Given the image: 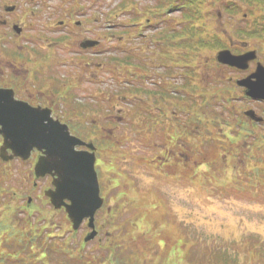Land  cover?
<instances>
[{
	"label": "flooded vegetation",
	"instance_id": "1",
	"mask_svg": "<svg viewBox=\"0 0 264 264\" xmlns=\"http://www.w3.org/2000/svg\"><path fill=\"white\" fill-rule=\"evenodd\" d=\"M49 3V0H0V199L25 197L26 201L14 211L29 216L64 214L63 208L52 209L45 196L53 188L52 178L36 179L32 173L41 153L34 150L27 161L10 158L4 162L9 160L12 150L22 148V139L18 138L23 134L21 127L37 123L38 119L66 126L70 135L85 143L86 146L74 151L88 153L89 159L94 157L101 198L107 193V185H103L102 151L109 141L115 148V133L127 120L135 150L148 154L139 157V162L156 173L164 170L171 180L180 178L194 183L200 179L202 144L208 140L215 142L210 129L204 139L203 109L209 104L238 102L233 122L235 136H231L234 140L228 145L236 153L230 158L242 162L243 156L254 153L235 150L242 137L264 131V100L246 96V90L237 85L242 80L256 82L253 74L257 66L264 67L263 53L251 42L237 40L234 35H217L223 48L202 49L199 39L187 42L184 33L159 27L147 33L109 35V40L116 41V47L106 50L102 48L101 26L98 31L94 29L100 18L87 15L86 5L79 0L61 1L64 16L54 18L52 15L58 12L56 9L48 12ZM132 40L138 41L137 46ZM211 42L217 44L215 40ZM224 49L235 56L255 51V59L246 69L219 65L215 55ZM204 53L208 54L205 59ZM106 54L112 56L107 58ZM109 73L114 75L115 88L107 93ZM122 104L129 105V109ZM249 111L255 116L245 115ZM206 116L208 125L214 122L209 117L211 112ZM3 135L7 137L5 147ZM257 136L258 140L264 138L263 134ZM13 163L18 167L28 165L30 173L12 176ZM11 183L18 184V188L10 187ZM101 213L102 208L95 215L98 235ZM64 224L70 235L83 230L80 239L89 233L86 220L76 232L69 230V222ZM98 243L102 244L101 238Z\"/></svg>",
	"mask_w": 264,
	"mask_h": 264
},
{
	"label": "rangeland",
	"instance_id": "2",
	"mask_svg": "<svg viewBox=\"0 0 264 264\" xmlns=\"http://www.w3.org/2000/svg\"><path fill=\"white\" fill-rule=\"evenodd\" d=\"M49 1L48 12L56 9L58 13H54L52 17L62 18L64 12H61L63 9L61 0ZM79 1L84 6L86 5L87 15L92 19L100 18V24L95 25L94 29L98 31L99 25L102 28V48L107 50L116 47V41L108 39L107 32L111 29H113L111 33L115 35L120 31L126 33L124 30L137 31L136 24L129 23L131 14L117 9L120 2L124 0ZM140 1L146 5L152 2V0ZM214 12L212 11V16H214L211 17L212 19L207 17L208 20L210 19L209 23L212 28L211 35L213 31L219 34L226 31L229 35V32L233 33L232 31L237 27L240 29L246 25V22H234L241 19V16L234 19L232 14L225 13L221 16L215 12L220 15V19H217ZM113 13L117 14L114 20L109 17L107 20L104 16L108 14L111 17ZM139 27L142 32L147 33L162 27V24L161 26L159 24L148 26L142 18ZM240 40L251 42L255 49L263 53L264 58V44H260L256 39H248L246 36ZM131 42L134 46L138 44L136 40ZM203 55L204 59L208 57V54ZM111 56L106 54L107 58ZM106 82L108 86L105 91L107 93L113 91L115 88L114 75L111 73L109 76L106 75ZM208 84L211 86L210 83ZM233 105L235 108L231 109ZM102 106L106 107L103 101ZM237 106L239 104L236 101L229 103L220 101V103L204 106L205 119L203 120L205 122L203 123L207 126L204 128L205 139L208 138V129H210L214 134L215 142L204 141L201 154L202 157L206 154L207 158L208 156H220V158L210 167L203 166V169L199 171L200 179L195 180L194 183L189 180L183 181L180 178L171 180L172 177L166 178L165 173L162 172L164 170L161 169L160 173H156L148 169L141 161L139 162V157L148 154L135 150L137 146L130 134V125H127L130 120L121 125V129L115 133L117 137L115 148L109 144V141L102 151L104 154L102 155V172L105 175L103 185H107L106 204L109 205L98 216V224L101 226L98 237L102 239V243L112 240L114 243L124 242V246L132 244L145 256L146 260L143 264H146V261L149 264H206L205 260L211 252H214L215 257L219 254L228 256L233 264H264V142L253 143L256 136L249 135L242 139L246 142H237L239 144H236V148L231 146L241 152L248 151L247 154L254 152L244 162L224 157L223 152L225 151L223 149H226L234 156L236 153L228 146L230 141L227 137L235 136L236 127L233 122L236 118L234 113L237 112ZM122 107L129 109L127 104H122ZM208 112L212 113L209 117L214 121L209 125V119L206 116ZM228 124L230 128L226 127ZM258 133L264 135V131L259 130L256 135ZM224 142L227 143L221 146ZM138 147L141 148L140 145ZM194 153L195 151L192 152ZM135 154L136 157H134ZM254 155L259 157L255 158V161L259 160L260 165L256 172L249 173L248 168L252 169V164L247 167L246 163L249 162L250 157H255ZM226 161H228L227 165H225ZM204 163L205 160H203V165ZM10 168L12 176L19 177L20 174L30 173L28 165L18 167L13 163ZM23 170L25 173L21 172ZM232 176H239L237 177L239 179L231 180ZM123 179L131 185L130 189L122 187L120 190L111 186L114 182L125 183ZM2 186L5 187L6 184ZM9 186L18 188V184L15 183ZM122 190L127 198H116ZM24 198L0 199V218L6 216V210L20 208L26 201ZM21 213L16 211L9 218H5L10 230L17 231L15 234L21 232L22 237L27 239L30 238L29 235L22 230L27 231L35 227L41 232L40 239H37L36 246L29 251L18 253L15 259L9 256L1 264H62L60 260H65L70 256L73 257L68 260L69 264H82L77 260L79 257L85 256L86 261H91L94 258L105 256L106 250L103 246L102 248L98 246V237L82 244V241H78L82 240L80 238L83 230L70 236L62 214L27 216L26 213ZM49 235L51 237H47ZM164 241L168 246L162 244ZM169 241H171L170 245ZM13 242L14 240L8 246L1 244L0 253L8 250V254L12 257L14 250L17 251V248L21 247L17 242L15 245ZM78 244L83 245L82 248ZM68 247L72 251H82L78 254L74 253V256L68 252ZM170 248L171 257L168 258ZM41 251L46 253H41L42 258ZM191 255L194 256L189 259Z\"/></svg>",
	"mask_w": 264,
	"mask_h": 264
},
{
	"label": "trees",
	"instance_id": "3",
	"mask_svg": "<svg viewBox=\"0 0 264 264\" xmlns=\"http://www.w3.org/2000/svg\"><path fill=\"white\" fill-rule=\"evenodd\" d=\"M142 3L143 2L140 0H124L120 2L117 9L131 14L129 23H132V25L136 24V26H139L140 19L142 18L149 19L150 23L153 25L162 23L163 28L161 30L184 33L187 35V42L199 39L202 49H218L224 47L221 40L217 37V35H221L219 32L213 31L215 34H210L212 28L209 23L210 19L208 20L207 17L213 18L212 11L214 12V10H216L215 12L221 14V16L225 13L227 15L232 14L234 19L237 16H241V19L234 21L235 23L246 22L245 26L243 25L240 29L237 27L236 30L232 31L233 33L229 32V35H236V39L239 40L243 38V36H246L248 39H256L260 44H264V0H152V2H149L147 5ZM215 12L214 15L217 18L218 14ZM104 16L107 20L108 17L114 20L117 14L113 13L111 17L108 14H104ZM126 32L130 31L126 30ZM212 40H215L217 44H212ZM188 46L189 44H187V47ZM218 158L219 156L217 159ZM3 231H5L6 234L1 238L2 243H0V246L1 244L8 246V244H11L14 240V245L17 242L18 246L21 247L17 248V251L14 250L15 253L12 254V257L8 254V250L2 251V253H0V264L4 263V260L9 256L15 259L18 253L32 249L31 242L35 244L38 242L37 235H34L32 230H30L28 234L30 238L27 239L22 237L21 232H19V234H15L17 231L11 232L9 226L1 225V235ZM123 243L124 242L120 241L114 243L112 240H107L105 243H102L103 248L106 250L104 257L86 261L84 256L79 257L77 260L82 262V264H143L146 260L145 256H143L132 244L124 246ZM175 243L178 242L175 241ZM162 244L168 246L166 241ZM170 244L171 241H169V245ZM40 253L46 254L43 253V251ZM42 254L40 255L41 258L43 256ZM167 255L168 258L171 257V248ZM193 256L194 255H191L189 259L193 258ZM72 257L73 256H70L65 260H60V263L69 264L68 260ZM205 263L233 264L228 256L219 254L215 257L214 252H211L209 257L205 260ZM146 264L149 263L146 261Z\"/></svg>",
	"mask_w": 264,
	"mask_h": 264
},
{
	"label": "water",
	"instance_id": "4",
	"mask_svg": "<svg viewBox=\"0 0 264 264\" xmlns=\"http://www.w3.org/2000/svg\"><path fill=\"white\" fill-rule=\"evenodd\" d=\"M254 59L255 52L233 56L229 51H221L216 55V60L220 64L238 69H246L248 63ZM253 78L256 80L254 83L242 80L237 84L246 88L247 96L264 100V67L258 65ZM247 115L253 116L252 113ZM51 128H54L52 134L49 133ZM21 129L23 134L18 138L22 139V148L14 151V154L26 158L34 148L43 151V157L35 166V174L37 177L46 174L56 176L53 182L55 191L49 194L51 204L55 208L61 206L65 208L74 230L85 218H89V227L93 228L94 213L101 207L103 200L99 198L93 159L87 158L86 154L73 151L75 146L83 143L71 137L65 126L50 123L46 119H38L37 123L23 125ZM3 138L6 145V135H3ZM64 200L70 201V204L67 205ZM95 235L96 233L92 232L85 241Z\"/></svg>",
	"mask_w": 264,
	"mask_h": 264
}]
</instances>
